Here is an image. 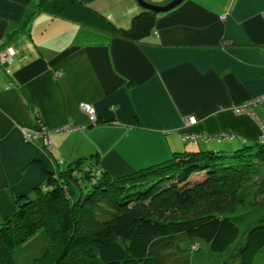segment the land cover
<instances>
[{
    "label": "crops",
    "instance_id": "1",
    "mask_svg": "<svg viewBox=\"0 0 264 264\" xmlns=\"http://www.w3.org/2000/svg\"><path fill=\"white\" fill-rule=\"evenodd\" d=\"M8 49L0 226L15 213L13 196H34L45 172L78 160L121 178L176 152L264 144V106L256 118L233 112L264 94V0H185L166 13L136 0H0V57ZM192 116L198 123L187 127ZM70 124L79 130L54 132ZM184 134L211 139L195 145Z\"/></svg>",
    "mask_w": 264,
    "mask_h": 264
},
{
    "label": "trees",
    "instance_id": "2",
    "mask_svg": "<svg viewBox=\"0 0 264 264\" xmlns=\"http://www.w3.org/2000/svg\"><path fill=\"white\" fill-rule=\"evenodd\" d=\"M262 147L176 152L121 178L91 159L45 172L34 196H13L15 213L0 226V264H14L15 250L41 230L51 245L35 264H190L183 243L196 240L223 254L239 237L231 217L264 199V179L256 182L264 167ZM255 184L253 199L245 201L243 190ZM112 195L121 197L111 200V219L99 224ZM155 200L161 202L153 205ZM98 201L97 229L86 231L77 213L90 214ZM263 251L261 219L237 247L236 263L251 264Z\"/></svg>",
    "mask_w": 264,
    "mask_h": 264
},
{
    "label": "rangeland",
    "instance_id": "3",
    "mask_svg": "<svg viewBox=\"0 0 264 264\" xmlns=\"http://www.w3.org/2000/svg\"><path fill=\"white\" fill-rule=\"evenodd\" d=\"M185 125L189 127L187 122H185ZM261 131H263V129ZM189 135L190 134H187L186 136L184 134L182 136V140L184 142H189L186 141L184 138V136L189 137ZM220 135V137H224V135L229 136L228 133H222ZM48 148L52 149L51 144ZM48 148L46 147V150H49ZM262 149L264 148L262 147ZM258 178L259 179L256 182H260V180L264 179V167L260 169ZM258 187L259 186H256L255 184V186L244 189L242 192L243 199L247 202L253 199V195L255 194L256 188ZM116 195H112L108 201L103 202L105 206V211L100 212L106 214V216H102V218L100 219L101 222L99 224L104 221L108 222L111 219L112 211L110 213H108L107 211L108 208L114 204L111 200L119 199L121 197ZM160 202L161 200H155L153 202V205L159 204ZM100 203L101 202L98 201L94 207H91L92 212L90 214H84L82 212L77 213V217L86 231L97 229L98 223L95 219H93V216L95 214L94 212L98 214L100 213L98 210L95 209L98 204L101 205ZM231 218L239 229V237L236 243L232 247H230L225 253L215 254L211 251L209 245L202 240H196L194 242L186 241L183 243V246L187 250L186 257L190 260V264H238L236 263L237 261L235 258L237 247L244 240V236L246 232L249 231V228L257 221L264 219V199L258 200L254 206L237 214H234ZM194 243H198L200 247L199 250L196 252L191 251V247ZM50 245V236L45 230H41L33 238L29 239L15 250L13 254L14 264H35V261L37 259H40L44 256ZM87 264H90V262H87ZM251 264H264V251L260 255H258Z\"/></svg>",
    "mask_w": 264,
    "mask_h": 264
},
{
    "label": "built area",
    "instance_id": "4",
    "mask_svg": "<svg viewBox=\"0 0 264 264\" xmlns=\"http://www.w3.org/2000/svg\"><path fill=\"white\" fill-rule=\"evenodd\" d=\"M0 60H1V64L3 66H5L6 69L8 70V65L13 62V52H12V50L8 49V50L2 52ZM57 76H62V73L58 72ZM259 106H264V94L261 95V96L252 98L251 100L243 103L242 105L233 107V112L235 114H238V115H250L251 117L256 118L255 110ZM81 109H82V111H85L89 115L90 120H92V122H96L97 121V116H96L95 111H94L93 108H91L88 105H82ZM186 122H187L189 127L195 126L198 123L196 117H193V116L189 117L186 120ZM260 125H261V129H263L262 132L264 134V125H262V124H260ZM40 128L41 129H39L37 134L39 133V135L45 137L44 138L45 146L48 148L50 146V144H51V141H50V139L48 137V131L46 130V128H43L42 126ZM75 130H79V128L75 127L73 124H70V125H66L65 127L61 128V129H58V130H56L54 132L55 133L66 132V131L70 132V131H75ZM185 135L187 136V134H185ZM227 137L228 136L224 135V137H219L217 139L218 140H222V139H225ZM184 138H185L186 141H189V142H191L193 144H197L202 139H211L206 134H202V135L190 134L189 137H185L184 136ZM48 149L51 150V148H48ZM199 248H200L199 244L196 243V244L192 245L191 250L193 252H196V251L199 250Z\"/></svg>",
    "mask_w": 264,
    "mask_h": 264
},
{
    "label": "water",
    "instance_id": "5",
    "mask_svg": "<svg viewBox=\"0 0 264 264\" xmlns=\"http://www.w3.org/2000/svg\"><path fill=\"white\" fill-rule=\"evenodd\" d=\"M136 1L145 10L153 11L154 13H166V12H169V11L175 9L177 6H179L185 0H174L170 4H168L164 7H159V6H154V5L148 4L144 0H136Z\"/></svg>",
    "mask_w": 264,
    "mask_h": 264
}]
</instances>
